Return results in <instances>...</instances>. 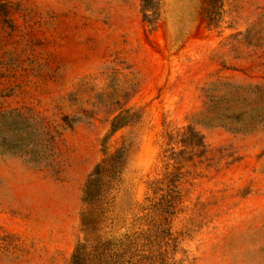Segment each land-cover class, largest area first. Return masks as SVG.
I'll list each match as a JSON object with an SVG mask.
<instances>
[{
    "label": "rangeland",
    "instance_id": "374dc122",
    "mask_svg": "<svg viewBox=\"0 0 264 264\" xmlns=\"http://www.w3.org/2000/svg\"><path fill=\"white\" fill-rule=\"evenodd\" d=\"M128 109L111 264H264V0H0V264L70 263Z\"/></svg>",
    "mask_w": 264,
    "mask_h": 264
},
{
    "label": "trees",
    "instance_id": "16d2710c",
    "mask_svg": "<svg viewBox=\"0 0 264 264\" xmlns=\"http://www.w3.org/2000/svg\"><path fill=\"white\" fill-rule=\"evenodd\" d=\"M132 115V111L128 109L115 116L110 123L108 134L102 138L103 157L88 173L82 189L80 222L84 239L76 244L69 264L112 263L108 256L111 240L99 234V226L105 215L104 206L108 200V193L122 171L127 147L122 144L110 152L106 144L119 128L130 123ZM178 140L183 146L178 153L180 156L187 155L188 158H192L205 148L203 136L190 126L179 134Z\"/></svg>",
    "mask_w": 264,
    "mask_h": 264
}]
</instances>
